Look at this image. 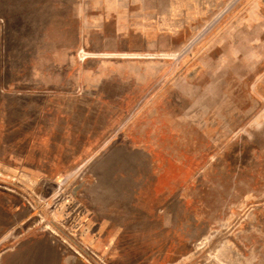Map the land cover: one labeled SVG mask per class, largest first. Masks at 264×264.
Returning a JSON list of instances; mask_svg holds the SVG:
<instances>
[{
  "label": "rangeland",
  "instance_id": "rangeland-1",
  "mask_svg": "<svg viewBox=\"0 0 264 264\" xmlns=\"http://www.w3.org/2000/svg\"><path fill=\"white\" fill-rule=\"evenodd\" d=\"M46 257L264 264V0H0V264Z\"/></svg>",
  "mask_w": 264,
  "mask_h": 264
},
{
  "label": "crops",
  "instance_id": "crops-1",
  "mask_svg": "<svg viewBox=\"0 0 264 264\" xmlns=\"http://www.w3.org/2000/svg\"><path fill=\"white\" fill-rule=\"evenodd\" d=\"M31 249H32V248H31ZM39 251H40L41 253H45V252H44L45 250H43V249H41V248L39 249ZM50 257H51V256H50ZM46 259H47V260H44V261L41 260V263H40V264H50V258L46 257ZM39 261H40V260H39ZM39 261H37V263H38Z\"/></svg>",
  "mask_w": 264,
  "mask_h": 264
}]
</instances>
